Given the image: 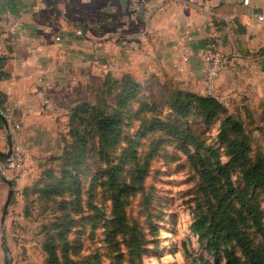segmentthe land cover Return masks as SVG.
<instances>
[{
  "label": "crops",
  "instance_id": "1",
  "mask_svg": "<svg viewBox=\"0 0 264 264\" xmlns=\"http://www.w3.org/2000/svg\"><path fill=\"white\" fill-rule=\"evenodd\" d=\"M0 17V112L11 133L20 124L28 164L56 148L59 120L108 74L206 95L210 41L227 57L212 95L264 99V0H0ZM42 86L53 111L41 109Z\"/></svg>",
  "mask_w": 264,
  "mask_h": 264
},
{
  "label": "rangeland",
  "instance_id": "2",
  "mask_svg": "<svg viewBox=\"0 0 264 264\" xmlns=\"http://www.w3.org/2000/svg\"><path fill=\"white\" fill-rule=\"evenodd\" d=\"M148 82L120 108L115 99L97 94L99 105L108 104L110 111L116 109L121 115L120 126L105 137L89 127L83 133L86 143L82 146L69 136L68 121L59 120L56 148L30 165L26 157L22 175L9 176L14 192L6 207L10 186L0 176V264H48L44 244L50 233H56L52 225L66 216L70 221L67 254L75 264H120L115 262L118 251L114 243L104 239L103 224L110 220L112 205L110 191L101 185L103 171L119 163L120 180L128 182L139 170L144 172L143 187L130 196L126 208L129 221L142 234L144 250L140 257L128 261L122 246L126 256L121 264H199L200 256L213 261L212 253L191 230L199 213H207L210 195L199 179V164H192L180 140L159 129L151 130L149 124L154 118L174 123L203 142V147L189 148L194 157L203 158L205 166L215 168L219 162L233 168L218 136L224 116L206 120L191 112L177 117L168 107L174 87L164 81ZM92 91L86 99H95ZM227 107L228 114L243 125V134L237 137L248 142L251 157L264 156V99ZM208 146L216 150V157L206 152ZM64 171L68 175L62 183ZM231 179L235 188L247 190L255 198L264 214V193L247 187L235 169ZM57 189L58 193L54 192ZM90 203L101 210L94 222L90 220ZM247 232L253 245L263 246L254 229ZM221 264H226L224 259Z\"/></svg>",
  "mask_w": 264,
  "mask_h": 264
},
{
  "label": "trees",
  "instance_id": "3",
  "mask_svg": "<svg viewBox=\"0 0 264 264\" xmlns=\"http://www.w3.org/2000/svg\"><path fill=\"white\" fill-rule=\"evenodd\" d=\"M2 63L3 58H0V79L4 75L1 68ZM99 87V91L95 90V99H81L71 108L68 116V134L82 146L86 143L83 133L89 127L105 137L121 124L120 112L116 109L110 111L108 104L99 105L96 102L97 94L110 101L115 99V102L118 101L117 107L120 108L143 90V85L128 74L118 78L108 74ZM115 87L120 89L115 91ZM173 91L175 93L170 98L168 107L177 117L186 116L191 112H197L206 120L224 116L218 136L224 143L226 153L233 163V168L219 162L214 164L215 168L207 167L203 158L200 155L194 157L189 148L191 146L197 149L204 146L198 136L170 121H162L159 118H154L149 124L151 130L159 129L184 144V152L189 155L192 164L195 167L199 164L197 166L199 167V179L205 182L204 190L210 194L207 198L208 205L206 204L207 213L201 211L199 217L191 225L192 232L198 236L205 250L214 256L213 261L200 256L199 264H221L222 259L226 264H264L263 211L255 198L249 195L247 190L235 188L231 179L232 171L235 169L247 187L264 193V156L251 157L248 142L244 137H237L244 131L241 121L228 114V107L217 97L212 94L201 95L177 88H173ZM2 125L0 119V128ZM142 129L146 128L142 127ZM206 152L213 157L217 156L216 150L212 147H206ZM2 159L3 157H0V160ZM121 167L122 163H119L107 168L102 173L104 179L101 181V185L111 193L112 205L110 220L103 224L104 239L107 243H114L118 251L115 262L120 264L126 256L122 251V246L127 250L128 261L140 257L144 250L142 234L138 231L136 224L129 221L126 212L130 196L143 187L144 172L139 170L126 182L122 178L123 181L120 180ZM62 173H64L62 179L64 183L68 174L67 171ZM58 191L59 189L54 192L58 193ZM89 207L93 211L90 220L94 222L101 214V210L92 203ZM67 217L61 218V221L52 225L56 233H50L44 244L48 264H75V261L67 254L70 232L68 227L70 221L66 220ZM248 228L254 229L259 235L263 243L262 247L253 245L247 232Z\"/></svg>",
  "mask_w": 264,
  "mask_h": 264
},
{
  "label": "built area",
  "instance_id": "4",
  "mask_svg": "<svg viewBox=\"0 0 264 264\" xmlns=\"http://www.w3.org/2000/svg\"><path fill=\"white\" fill-rule=\"evenodd\" d=\"M244 4H248V0H243ZM1 24V17H0ZM80 33V31H78ZM206 61V77H205V91L207 94H213L215 85L219 79L220 73L224 68L227 57L223 51L218 47L215 41H210L204 49ZM37 94L40 98L41 109L46 112L53 111L54 104L47 93V88L42 86L38 89ZM20 130V124H14V133H11V152L9 156L3 157L0 160V176L2 178H10L21 176L24 171L25 161L27 157V150L23 144L17 139ZM11 175V176H10ZM10 176V177H9Z\"/></svg>",
  "mask_w": 264,
  "mask_h": 264
},
{
  "label": "water",
  "instance_id": "5",
  "mask_svg": "<svg viewBox=\"0 0 264 264\" xmlns=\"http://www.w3.org/2000/svg\"><path fill=\"white\" fill-rule=\"evenodd\" d=\"M0 117H1V119L3 121V123H4V127H5V130H6V135H7V140H8L7 150L6 151H1L0 152V157H7V156H9V154L11 152V146H12L10 128L8 126V123H7L6 119H5V117L2 115L1 112H0ZM5 182L10 186V189H9V192H8V196H7V199L5 201V207H6L8 205L9 200H10V197L12 196L14 191H13V188H12V181L10 179H5ZM4 213H5V209L3 210V215H4Z\"/></svg>",
  "mask_w": 264,
  "mask_h": 264
}]
</instances>
